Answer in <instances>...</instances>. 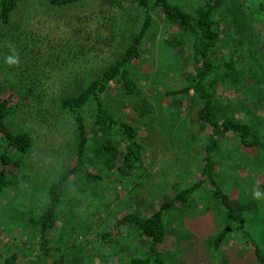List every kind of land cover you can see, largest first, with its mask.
Segmentation results:
<instances>
[{
    "label": "rangeland",
    "instance_id": "rangeland-1",
    "mask_svg": "<svg viewBox=\"0 0 264 264\" xmlns=\"http://www.w3.org/2000/svg\"><path fill=\"white\" fill-rule=\"evenodd\" d=\"M182 1L191 4L187 7L197 3ZM250 1L227 0L222 35L228 42L218 43L211 55L215 61L228 59L235 51L244 67L245 60L253 57L264 65V11L258 12V3ZM138 23L132 0H86L69 7L49 0H20L11 21L0 24V94L19 102L8 123L14 130L27 131L32 140L18 172L12 169L19 182L0 193V255L16 252L14 264H127L131 256L141 255L146 239L129 227L111 231L117 243L105 242L100 233L111 230L120 214L130 210L147 214L201 177L207 141V128L197 117L202 99L194 92H168L190 82L191 55L188 48L173 46L176 28L156 14L141 45V57L130 66L136 92L125 96L112 84L105 95L113 113L136 127L144 146V176L136 182L118 181L90 165L103 179L78 181L82 192L64 199L61 222L68 224L61 243L50 241L47 254L38 244L33 221L47 199L49 183L69 164L77 142L58 100L105 67ZM74 25L76 29L86 25L89 39L71 33ZM258 77L261 73L253 76ZM252 88L246 93L219 82L208 84L218 107L264 133V108L257 95H250ZM258 157L255 149L241 146L234 136L219 139L208 171L243 213V224L226 218L206 179L166 219L174 229L160 246L168 264H258L252 252L254 242L264 253L260 187L264 169ZM226 223L232 229L215 246L214 238Z\"/></svg>",
    "mask_w": 264,
    "mask_h": 264
},
{
    "label": "trees",
    "instance_id": "trees-1",
    "mask_svg": "<svg viewBox=\"0 0 264 264\" xmlns=\"http://www.w3.org/2000/svg\"><path fill=\"white\" fill-rule=\"evenodd\" d=\"M19 1L0 0V24L7 25L11 21ZM84 1L86 0H49L50 4L59 7H69ZM132 3L139 12V23L136 30L126 36V42L118 49V54L115 52L116 55L105 67L86 79L84 84L72 87L68 94L58 100L59 106L74 126L77 142L69 164L49 183L47 199L40 204L39 212L33 221L34 234L44 254L48 253L50 241L61 243L62 234L67 231L65 225L68 223L61 222L60 207L69 195L82 192L78 181L93 183L103 179L102 173L92 172L90 165L99 166L100 172L113 174L118 181L133 178L136 182L144 176V146L138 138L136 127L113 113L110 105L105 102V95L112 84H117L125 96L136 92L137 83L130 74V66L135 59L141 57V45L156 14L161 16L166 24L176 28L177 37L172 43L173 46L180 50L188 48L191 55V71L188 73L190 82L168 92H194L202 99L197 109V117L207 128V141L202 158L201 177L164 199L147 214L134 210L120 214L115 218L116 222L111 226V230L101 232L99 236L105 242L117 243L116 239H112L111 231L122 227L132 228L138 236L146 239V246L141 255L131 256L127 264H168L160 246L166 235L174 229H169L166 219L171 216L177 204L184 205L206 179L211 186V196L219 202L226 218L243 224V213L236 209L229 195L223 192L208 171L211 154L217 148L221 137L234 136L241 146L255 149L259 153V164L264 169V133L257 130L252 122H242L234 115L226 113L220 104L218 107L208 89V84L219 82L227 88L247 93V90L255 85H264V65L259 59L246 58L247 64L244 67L240 65L235 51L228 59L219 57L215 61L211 57L218 43L228 42L222 35L227 0H197L194 7H187L191 4L182 0H132ZM255 3H258V12L264 11V2L250 1V5H256ZM76 32L82 33L84 39H89L90 32L87 31L86 25H80L77 29L75 25L72 26L71 33ZM257 73H261V77L253 78ZM263 90L254 87L250 95H257L258 103L264 108ZM18 106L19 102L12 103L9 96L0 94V193L19 182L17 172L32 142L27 131L14 130L8 123L9 116ZM13 168L17 172L13 171ZM260 187L264 191V176ZM231 225L226 223L219 229L213 241L215 246L231 231ZM55 228V235L51 237L50 232ZM252 252L257 263L264 264V253L254 242ZM16 257V252L0 255V264H14Z\"/></svg>",
    "mask_w": 264,
    "mask_h": 264
},
{
    "label": "clouds",
    "instance_id": "clouds-1",
    "mask_svg": "<svg viewBox=\"0 0 264 264\" xmlns=\"http://www.w3.org/2000/svg\"><path fill=\"white\" fill-rule=\"evenodd\" d=\"M9 62H10V63H14L15 61H13V60L10 59Z\"/></svg>",
    "mask_w": 264,
    "mask_h": 264
}]
</instances>
